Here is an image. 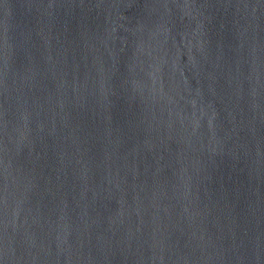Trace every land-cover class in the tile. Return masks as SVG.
I'll use <instances>...</instances> for the list:
<instances>
[{
  "label": "water",
  "instance_id": "1",
  "mask_svg": "<svg viewBox=\"0 0 264 264\" xmlns=\"http://www.w3.org/2000/svg\"><path fill=\"white\" fill-rule=\"evenodd\" d=\"M0 264H264V0H0Z\"/></svg>",
  "mask_w": 264,
  "mask_h": 264
}]
</instances>
